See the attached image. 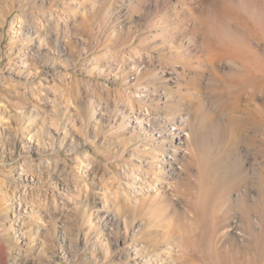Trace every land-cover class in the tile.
<instances>
[{
	"label": "rangeland",
	"instance_id": "rangeland-1",
	"mask_svg": "<svg viewBox=\"0 0 264 264\" xmlns=\"http://www.w3.org/2000/svg\"><path fill=\"white\" fill-rule=\"evenodd\" d=\"M179 1L0 0V264H225L179 186L214 182L220 158L224 242L248 247L237 206L264 207V127L241 126L263 116L264 0ZM165 101L184 107L177 141L152 125L176 112ZM160 143L179 157L165 181Z\"/></svg>",
	"mask_w": 264,
	"mask_h": 264
},
{
	"label": "bare ground",
	"instance_id": "bare-ground-1",
	"mask_svg": "<svg viewBox=\"0 0 264 264\" xmlns=\"http://www.w3.org/2000/svg\"><path fill=\"white\" fill-rule=\"evenodd\" d=\"M179 3L187 4L186 0H180ZM187 5H189V3ZM183 31L184 30L181 27L180 28L178 27L176 29L174 28L172 30V33L169 35V39L170 38L171 39H177L178 37L183 36L185 34V32H183ZM203 43H204L203 45H205L204 47H207V48L209 47L210 41H209L208 36L205 35L203 37ZM211 44H212V42H211ZM251 68H252V70H250V72H252L253 73L252 75L255 76L256 70H255L254 66H251ZM247 70L249 71V69H247ZM244 72H245V70H244ZM244 89H245L246 96H248V98H247L248 100H250V101L251 100H257V87H256L255 82L253 80H252L250 86L248 88H244ZM171 104L172 103H170V102L166 103V101H165L166 106L167 105L170 106ZM175 107H177L176 109L178 111L176 110V112H174V110H172L170 112V110H169L170 113L169 112L167 113L166 111H164L167 114L163 117L162 116L159 117L152 124L154 129H156L157 131L160 132L162 140H167V137H172L176 141L179 140V136L181 134L180 132H182V129H184V127L186 125L187 121H186L185 115L182 112L184 107L182 108L181 105H175ZM175 107L173 108V106H172L170 109H172V108L175 109ZM166 108H168V107H166ZM257 111L262 112L261 113V115L263 114L262 118H260V120H258L259 122H252V124H245V127H243L244 125L241 126L242 128H244L243 129L244 131H248V130L251 131L254 129L257 132L258 128L264 127V96H263L262 105L257 109ZM136 116H137L136 119H138V120L142 118V115H140V114H137ZM191 121H192V118H191ZM172 127H175V132H171ZM232 132H233V134L235 133V131H232ZM254 138L252 136L251 139H254ZM251 139H250V141H251ZM191 140L195 141L196 144H199L200 145L199 147L204 145L202 143V140L199 137L198 127L197 128L192 127ZM253 141H255V140H253ZM173 147L174 146H171V145L166 146L165 143L164 144L160 143L159 146H157V147L155 146V148H153V152H152L153 158L152 159L158 160V164L164 167V170L166 171V175L168 176L167 178L163 177V179H161L164 181L177 177V175L179 173V171L177 169V166L179 163V157L176 155V151H174ZM159 152L162 154V156H164V159H161V160L159 159L162 157V156L157 155ZM222 152H223V150H222ZM227 153L230 154V150H228ZM260 156H262V155L260 154ZM227 160H228V158H227ZM225 162H226V160H225ZM214 166L215 167H214L213 173H216L219 177L214 182H209L208 180L203 179L201 176L202 179L198 183V186H197L198 191L193 193V194L190 192L189 182H187L186 179L180 181L181 184L179 186H181L183 189L185 188L183 190L184 193H182L183 196L185 197V200H183L184 208H183V211L181 213L185 216L191 215L192 218H195V219H197V221L200 222L201 228L204 231V233L201 237L202 244H205V245L207 244V246H209L212 249L211 250L212 252H215V250L220 252L219 258L225 264H264V207H261L258 204H255V205L250 204L248 201L249 195L246 193V195H244L241 198L239 205L237 207H238V210L240 213V222H241L242 228L244 229L246 235L249 238V245L246 249L242 248L235 237L228 240V243H225L224 242V239H225L224 234H222L221 231L223 229L228 228V226H229L232 208H231V205H228V204H226V202H223L224 199H223V197H221L220 193H221V190H225L223 196L227 197L228 193H230V191L232 189H234L236 187V185L235 184L229 185L228 180L226 181V179L222 178V176L226 175V174L223 170L224 165H223V160L221 158L217 160V162ZM252 167H253V165H252ZM185 169H187V168L183 167V170H185ZM204 177H206V176H204ZM251 179H254V178H251ZM244 181H247V178H245ZM258 181H261L260 178ZM225 187H227V188H225ZM223 188H225V189H223ZM160 189L162 190V188H160ZM177 189L179 190V188H177ZM177 189H175V193H177ZM263 189H264V182L262 185V191H263ZM188 195H189V199H186V197ZM183 196H181V198H179V199L181 200ZM160 198H163V197H160ZM257 199H256V202H257ZM259 199H261L260 201L263 202V200H264L263 192L260 195ZM220 212L222 213L221 217L218 215V214H221ZM175 213H177V212L175 211ZM216 213H218V214H216ZM254 213H256L258 215V224H259V231L258 232L255 230V225H254L255 222H254V216H253ZM236 224H237V222H236ZM232 226H233V224H232Z\"/></svg>",
	"mask_w": 264,
	"mask_h": 264
}]
</instances>
